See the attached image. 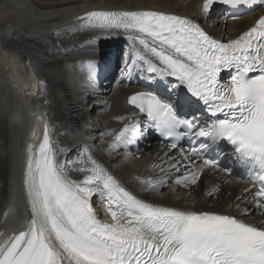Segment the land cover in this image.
Returning a JSON list of instances; mask_svg holds the SVG:
<instances>
[{"label": "snow or ice", "instance_id": "snow-or-ice-1", "mask_svg": "<svg viewBox=\"0 0 264 264\" xmlns=\"http://www.w3.org/2000/svg\"><path fill=\"white\" fill-rule=\"evenodd\" d=\"M216 3L252 6L264 5V0H203L205 20ZM80 20L90 29L128 34L142 46L136 56L148 65L147 72L167 80L175 100L152 92L128 100L151 127L165 138L190 134L200 139L188 152L171 143L170 151H175L166 156L167 168L161 166L163 175L145 181L146 187L166 185L174 178L172 169L188 170L175 182L189 188L198 184L205 168L230 172L219 155L230 146L238 161L259 168L247 195L236 200L264 211V17L227 42L214 38L198 21L162 11L94 10ZM223 72L229 73L226 81ZM201 104L209 119L194 123L185 110ZM123 123L112 134L113 147L131 144L143 134L138 126ZM208 148L217 155L207 156ZM79 164L69 169L58 161L45 123L42 141L26 149L22 172L28 224L0 243V264H264V222L257 226L234 215L147 203L90 154ZM72 172L81 175L73 177ZM94 195L110 222L95 214ZM237 208L249 212L239 203Z\"/></svg>", "mask_w": 264, "mask_h": 264}, {"label": "bare ground", "instance_id": "bare-ground-1", "mask_svg": "<svg viewBox=\"0 0 264 264\" xmlns=\"http://www.w3.org/2000/svg\"><path fill=\"white\" fill-rule=\"evenodd\" d=\"M94 1L34 0L37 3L34 5L32 0H0V219L4 218L6 210V217L1 221L4 228L0 233V243L18 234L16 232L22 228L23 220L28 218L22 189L26 149L30 143L38 146L42 141L45 123L60 163L69 169L77 168L79 161L90 154L101 165L102 160H98L101 157L93 155L85 145L79 149L72 146L81 140L70 133L88 130L91 127L90 118H87L88 115L82 117L79 104L83 86L74 79L69 80L71 83L68 85V80L65 81L63 73L57 68L58 63L75 61L71 57L83 58L90 65L107 62L109 70L113 64L110 54L115 49L133 73L142 72L145 75L147 72L148 65L136 56L142 52L138 42L122 31L109 34L87 28L80 17L94 10L162 11L198 21L214 38L227 42L253 27L263 13L256 12L231 22L220 16L205 20L201 14L203 0H133V3L116 0L111 4L105 3V0ZM108 81L104 80L105 85L109 84ZM115 81L114 88L106 89V107L101 114L95 113L98 131L107 132L113 139L112 134L123 129L124 121L140 128V121L128 107V100L142 89L139 82L127 77L126 71H119ZM1 103H4V108ZM98 141L99 137L94 143ZM95 149L93 151L97 153ZM76 150H81L82 155L73 159ZM172 153L164 146L152 143L143 148L136 145L130 158H111V165L118 163L115 167L121 171L118 174L120 177L103 168L126 190L147 203L182 211L234 215L245 223L257 226L264 222V211L236 200L237 196L247 195L245 190L252 188L250 184L232 178L227 182L226 176L210 170H204L198 184L189 188L175 182V178H182L188 170L181 168L180 172H176L172 169L170 174L174 178L168 183L175 194L168 198L156 196V190L146 187L144 179H159L163 175L160 167L167 168L164 161ZM71 175L76 177L81 174L72 172ZM141 187L146 188L141 190L144 195L136 190ZM213 188L218 191L209 195ZM183 194L186 196H181ZM238 203L240 208L248 207V214L238 211ZM19 215L20 220L16 222Z\"/></svg>", "mask_w": 264, "mask_h": 264}, {"label": "rangeland", "instance_id": "rangeland-1", "mask_svg": "<svg viewBox=\"0 0 264 264\" xmlns=\"http://www.w3.org/2000/svg\"><path fill=\"white\" fill-rule=\"evenodd\" d=\"M111 1L117 2L116 0H105V3L111 4ZM95 2L96 1L93 0V3H95ZM130 2L133 3V0H130ZM31 3L34 5L35 4L37 5V3L34 2V0H32ZM108 4H106V6H110V7L115 6V5H108ZM110 7H108V8H110ZM71 58H73L72 60H75V61H73V62H59L57 65V68L61 71V73H63L65 81H66V79L68 80L67 81L68 85L71 83V82H69V80L72 81L74 79L75 81H78V82L81 80H84V81L88 80L90 75H87V73L85 72V69H84V67H89L88 64H86V62L84 61L83 58H81V59L80 58L74 59V57H71ZM52 60H55V58H52ZM95 100H97V95H95ZM84 116H86V113L84 111H82V117H84ZM96 120H97V116L91 115L90 116V123H91L90 126L91 127L88 130H86V131L81 130V132L77 131V132H72L70 134H72L76 138L81 139L84 142V144L86 145V147L89 148V150L93 153V155H95V156L99 155L101 157V158H98L99 161L100 160L103 161V162L101 161L102 166H104L107 170L111 171L116 177H118L119 176L118 174L121 173V171H117V169L115 167L118 163L115 165H113V164L111 165V158H109L107 155L104 154L103 148L107 144L109 135L104 134L103 132H98L96 130V128L98 126V124L96 123ZM81 121H84V119ZM0 124H1V122H0ZM0 134H1V132H0ZM97 136H99L100 141H98L95 144L94 142H95V139L97 138ZM94 144H95V147H94ZM97 146H98V148H97ZM94 148H96L95 150H97V153H95L93 151ZM121 153H122V155H125V156L128 155L127 151L122 150ZM155 189L158 190L156 196H158L160 198H165V197L168 198L170 195H172V193L175 194V190H173L172 186L168 185V184L163 185V186H158ZM136 190L139 193H141L142 192L141 190H143V189L141 188V189H136ZM141 195H144V194L141 193ZM178 195H180V193H178ZM181 196L185 197L186 194H183Z\"/></svg>", "mask_w": 264, "mask_h": 264}]
</instances>
